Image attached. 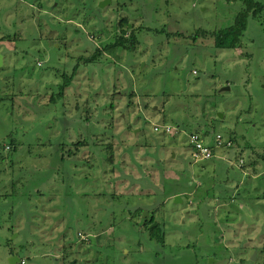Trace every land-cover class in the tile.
<instances>
[{"label":"rangeland","instance_id":"1","mask_svg":"<svg viewBox=\"0 0 264 264\" xmlns=\"http://www.w3.org/2000/svg\"><path fill=\"white\" fill-rule=\"evenodd\" d=\"M243 8L0 0V264H264V15L211 37Z\"/></svg>","mask_w":264,"mask_h":264},{"label":"trees","instance_id":"2","mask_svg":"<svg viewBox=\"0 0 264 264\" xmlns=\"http://www.w3.org/2000/svg\"><path fill=\"white\" fill-rule=\"evenodd\" d=\"M244 4V8L239 11L235 17L233 18V22L223 28L216 30L211 33V37L213 38V43L216 48L219 49H236L241 46V37L243 33L246 30L247 26V20L248 18H252L253 20H260L259 16L262 17L264 15V2H260L257 0H240ZM263 18V17H262ZM118 26L121 28L120 33L114 37L113 42L109 45H105L107 47L104 48H116V47H122L126 48L127 46H133L135 40H134V34L136 32V29H134L132 26L131 28L128 27L127 20H120ZM129 31V36L125 37V32ZM3 40V39H1ZM94 53L87 58L84 59V63H90L95 62L99 56L102 54L99 48L94 49ZM71 78V77H70ZM71 79H66V81L63 83L62 86H67L69 84ZM66 83V84H65ZM53 100V98H52ZM198 130L195 131V133L198 134ZM210 131L205 130L202 135H200L202 138H206V136L210 135ZM213 134H211L212 136ZM215 135V134H214ZM213 135V136H214ZM213 142V140H212ZM209 147L213 150V153H216L215 146L212 144H208ZM213 158V157H212ZM211 158V159H212ZM107 162V159H105ZM205 161V160H203ZM153 220H150L149 224H151Z\"/></svg>","mask_w":264,"mask_h":264},{"label":"built area","instance_id":"3","mask_svg":"<svg viewBox=\"0 0 264 264\" xmlns=\"http://www.w3.org/2000/svg\"><path fill=\"white\" fill-rule=\"evenodd\" d=\"M163 132L169 133L170 127L167 125H164ZM159 129L157 127L154 128V131H158ZM189 139V146L191 149L190 156L192 159V162L195 163L200 160H209L211 159L215 153H213V150L209 147L208 144L205 143L204 138H202L200 135H198L195 132H191L188 136ZM213 145L215 146V149H228L232 146V141L228 138H223L220 134L214 135ZM20 264H24V261H20Z\"/></svg>","mask_w":264,"mask_h":264},{"label":"water","instance_id":"4","mask_svg":"<svg viewBox=\"0 0 264 264\" xmlns=\"http://www.w3.org/2000/svg\"><path fill=\"white\" fill-rule=\"evenodd\" d=\"M100 5L102 6L103 3H101ZM0 62H1V57H0ZM173 200H174V203H178V202H180V196H179V195H175V196L173 197ZM244 218H245V219H244ZM241 220H245V221H247L246 216L242 215V216H241ZM155 225H156V223H153V224L151 225V227H153V226H155ZM19 262H20V259H19L16 255L9 256V258H8V264H17V263H19Z\"/></svg>","mask_w":264,"mask_h":264},{"label":"flooded vegetation","instance_id":"5","mask_svg":"<svg viewBox=\"0 0 264 264\" xmlns=\"http://www.w3.org/2000/svg\"><path fill=\"white\" fill-rule=\"evenodd\" d=\"M150 220H153V221H154V219H153V218H151ZM152 223H153V222H152ZM10 256H12V254H11Z\"/></svg>","mask_w":264,"mask_h":264}]
</instances>
